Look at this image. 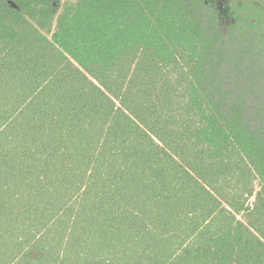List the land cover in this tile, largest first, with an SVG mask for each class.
<instances>
[{
	"label": "trees",
	"instance_id": "obj_1",
	"mask_svg": "<svg viewBox=\"0 0 264 264\" xmlns=\"http://www.w3.org/2000/svg\"><path fill=\"white\" fill-rule=\"evenodd\" d=\"M0 0V264H264V0Z\"/></svg>",
	"mask_w": 264,
	"mask_h": 264
},
{
	"label": "rangeland",
	"instance_id": "obj_2",
	"mask_svg": "<svg viewBox=\"0 0 264 264\" xmlns=\"http://www.w3.org/2000/svg\"><path fill=\"white\" fill-rule=\"evenodd\" d=\"M216 4L219 6L222 14L223 21H227L228 16H229V11H228V0H215Z\"/></svg>",
	"mask_w": 264,
	"mask_h": 264
},
{
	"label": "flooded vegetation",
	"instance_id": "obj_3",
	"mask_svg": "<svg viewBox=\"0 0 264 264\" xmlns=\"http://www.w3.org/2000/svg\"><path fill=\"white\" fill-rule=\"evenodd\" d=\"M229 2H230V0H228ZM214 2H215V0H214ZM216 3V2H215ZM217 5V4H216ZM218 6V5H217ZM218 8H219V6H218ZM220 9V8H219ZM228 11H229V16H228V19H229V17H230V7H229V4H228ZM220 12H221V10H220ZM222 15V14H221ZM227 19V20H228Z\"/></svg>",
	"mask_w": 264,
	"mask_h": 264
}]
</instances>
